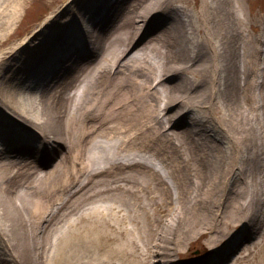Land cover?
Wrapping results in <instances>:
<instances>
[{
  "label": "bare ground",
  "instance_id": "6f19581e",
  "mask_svg": "<svg viewBox=\"0 0 264 264\" xmlns=\"http://www.w3.org/2000/svg\"><path fill=\"white\" fill-rule=\"evenodd\" d=\"M245 1L63 0L0 49V264H264Z\"/></svg>",
  "mask_w": 264,
  "mask_h": 264
},
{
  "label": "rangeland",
  "instance_id": "374dc122",
  "mask_svg": "<svg viewBox=\"0 0 264 264\" xmlns=\"http://www.w3.org/2000/svg\"><path fill=\"white\" fill-rule=\"evenodd\" d=\"M63 0H26L24 7L18 12L15 23L10 24L6 29L2 30V34H0V49L2 51L10 50L13 47V44L22 38L27 37V33L30 31L33 32L37 29L39 22H44L47 18L52 15V13L58 10L62 4ZM243 14L242 20L244 21L243 27L244 32L251 37L254 35L257 40V58L254 60L255 70H254V78L253 81L259 84H264V0H246L242 5ZM40 26H38L39 28ZM34 28V29H33ZM33 30V31H32ZM30 32V34H31ZM244 49H242L243 51ZM18 56L16 57V59ZM14 61V60H13ZM11 63H14V62ZM12 65V64H11ZM7 69V68H6ZM12 74V71L9 70H1L0 74V85L4 84L6 81L7 75ZM15 74V73H14ZM5 80V81H4ZM16 78H12L9 80L12 85H17ZM9 81L7 80L8 84ZM20 84V83H18ZM21 88L27 90L32 89L34 86V80L32 78H27L24 82H21ZM258 93V91H257ZM255 94V93H254ZM247 107V105H244ZM257 115L259 117L260 123V133L264 136V103H257ZM3 131V128L1 129ZM263 136L261 138H263ZM264 139V138H263ZM262 139V140H263ZM155 248H149L150 253L154 251ZM207 249L205 244V238L202 237L198 241H195L189 248L186 247L181 254L182 257L178 259V261H182V264L187 260L193 261V259H198L206 255L205 250ZM79 256H81L82 248L78 249ZM148 253V252H147ZM88 256L90 253L87 251ZM41 255V254H39ZM158 256L155 258L148 259V264L150 261L155 264ZM80 259V258H79ZM154 260V261H153ZM177 262V260H176ZM178 263V262H177ZM66 264H68L66 260ZM81 264V259H80Z\"/></svg>",
  "mask_w": 264,
  "mask_h": 264
}]
</instances>
